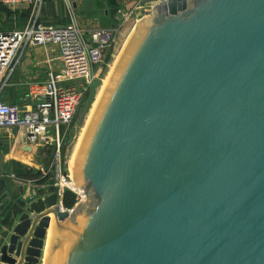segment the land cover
<instances>
[{
	"label": "water",
	"instance_id": "water-1",
	"mask_svg": "<svg viewBox=\"0 0 264 264\" xmlns=\"http://www.w3.org/2000/svg\"><path fill=\"white\" fill-rule=\"evenodd\" d=\"M120 51L84 200L0 191V264H39L50 217L45 264H264V0L155 3Z\"/></svg>",
	"mask_w": 264,
	"mask_h": 264
},
{
	"label": "built area",
	"instance_id": "built-area-1",
	"mask_svg": "<svg viewBox=\"0 0 264 264\" xmlns=\"http://www.w3.org/2000/svg\"><path fill=\"white\" fill-rule=\"evenodd\" d=\"M160 2L164 0H137L135 8L144 12ZM43 3L44 0H0V5L27 9L19 27L0 30V95L10 84L27 46L56 45L60 61V66L48 71L43 83L32 89L28 96L32 103L21 106L0 100V129L16 130L32 146H39L55 135V158L60 159L59 129L73 120L81 96L77 87L86 88L82 84L88 85L113 58L118 27L83 30L75 22L46 25L40 20ZM131 15L130 11L121 13L124 21ZM57 192L61 193L59 189ZM83 197L76 194L79 201Z\"/></svg>",
	"mask_w": 264,
	"mask_h": 264
},
{
	"label": "crops",
	"instance_id": "crops-1",
	"mask_svg": "<svg viewBox=\"0 0 264 264\" xmlns=\"http://www.w3.org/2000/svg\"><path fill=\"white\" fill-rule=\"evenodd\" d=\"M43 4L40 16L43 24L66 25L75 22L83 30L116 27L121 21H124L121 13H128L129 11L133 14L137 13L135 8L137 0H44ZM26 16V8L13 9L0 5V30L19 27ZM139 19L143 18L140 17ZM58 56L56 45L27 46L24 48L11 82L1 93L0 100L5 103H17L21 106L27 105L28 102L32 103L28 96H31L33 88L39 87L43 83L48 71L55 70L60 66ZM53 138L55 135L52 136ZM27 143L25 137L20 136L19 132L0 129V151L4 152L3 157H0V181H2L0 191L7 193L8 197L14 195L24 201L46 196L54 191L50 188L49 191H43L42 195H38V192L42 191L38 189L30 196L29 193L32 189L28 186L22 187L21 181L24 182V180L16 177L17 167H25V164L28 163L19 154L24 156V154L33 153L38 147ZM51 223L52 220H50L49 228L46 229L47 236L44 245L49 229L51 233ZM43 253L44 250L42 256ZM45 260L46 258L43 257V260H39V264H45Z\"/></svg>",
	"mask_w": 264,
	"mask_h": 264
},
{
	"label": "rangeland",
	"instance_id": "rangeland-1",
	"mask_svg": "<svg viewBox=\"0 0 264 264\" xmlns=\"http://www.w3.org/2000/svg\"><path fill=\"white\" fill-rule=\"evenodd\" d=\"M141 10V8H138L137 13L131 15L126 21H121L117 26L118 28L115 27L118 29L116 34L117 46L114 50L113 58L104 66L103 71L91 80L88 85L82 84L86 88H81V86L79 87L77 85L78 91L81 92V96L79 99L80 102L74 111L73 120L69 125L61 126L59 129L58 135L62 157H60V159L55 158L57 140L56 137L52 139V136L49 141L40 143L33 153L24 154V156L19 154L22 156L21 158L24 160L26 159L28 163L25 164V167H17L15 175L19 177L20 180H24V182L21 181V184H23L22 187L25 188L28 186L32 189L29 193L30 196L38 189H40V191L42 190L40 193L38 192V195H42L43 191L47 192L50 188L54 189V191H58L59 189L62 194L65 190H68L77 194L78 197L79 195H84L82 189H79L76 184L73 185L69 180L70 158L79 136L81 135L80 133L87 123L89 112L95 102L94 100L104 85L103 83L111 69V65L116 60L117 55L120 54L121 45L137 22L136 20H142L139 18L145 16V11L143 12ZM3 154L4 152L0 151V157H3ZM61 193L60 199L62 197ZM78 201L77 199L76 202Z\"/></svg>",
	"mask_w": 264,
	"mask_h": 264
},
{
	"label": "bare ground",
	"instance_id": "bare-ground-1",
	"mask_svg": "<svg viewBox=\"0 0 264 264\" xmlns=\"http://www.w3.org/2000/svg\"><path fill=\"white\" fill-rule=\"evenodd\" d=\"M160 3H163V2H160ZM137 22L135 23V25L140 21V20H136ZM134 25V26H135ZM133 26V27H134ZM129 34V33H128ZM129 36V35H128ZM128 36H127V38H128ZM126 38V39H127ZM126 39L124 40V42H123V44L121 45V47H120V50H121V48L123 47V45H124V43H125V41H126ZM121 52V51H120ZM120 55V54H119ZM119 55H117V58H118V56ZM117 58H116V60H117ZM116 60L114 61V63L116 62ZM114 63L111 65V69H110V71L108 72V74H107V77H106V79H105V81H104V85L102 86V88L100 89V91H99V94L97 95V97L95 98V102L93 103V105H92V107H91V110H90V112H89V115H88V120H87V123H86V125L84 126V128H83V130H82V132L80 133L81 135L79 136V139H78V141H77V143H76V145H75V147H74V149H73V153H72V156H71V158H70V162H69V180L71 181V183H73V185L75 184L74 183V181H73V177H72V163H73V159H74V156H75V154H76V152H77V148H78V145H79V143H80V141H81V139H82V137H83V133H84V131H85V129H86V127H87V125H88V123H89V120H90V116H91V114H92V112H93V110H94V108H95V106H96V104H97V100L99 99V97H100V95H101V93H102V91H103V89H104V86H105V82H106V80L108 79V77H109V75H110V73H111V71H112V67H113V65H114ZM50 220H51V218H50ZM52 224V223H51ZM49 226H50V224H49ZM49 228V227H48ZM47 228V229H48ZM48 237H47V239H46V242H45V245H44V248H43V250H44V253H43V256H42V260H43V257H44V259L45 258H47V255H48V252H49V245H50V239H51V233H50V229L48 230ZM46 261V260H45ZM44 264V263H43Z\"/></svg>",
	"mask_w": 264,
	"mask_h": 264
},
{
	"label": "trees",
	"instance_id": "trees-1",
	"mask_svg": "<svg viewBox=\"0 0 264 264\" xmlns=\"http://www.w3.org/2000/svg\"><path fill=\"white\" fill-rule=\"evenodd\" d=\"M61 200L63 202L64 207L72 208L77 201L76 194H74L68 190H65L62 194Z\"/></svg>",
	"mask_w": 264,
	"mask_h": 264
}]
</instances>
